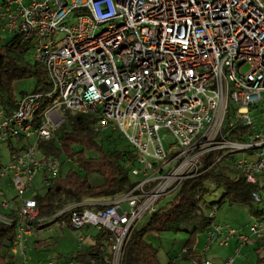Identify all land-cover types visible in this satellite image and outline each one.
I'll use <instances>...</instances> for the list:
<instances>
[{
    "label": "built area",
    "instance_id": "built-area-1",
    "mask_svg": "<svg viewBox=\"0 0 264 264\" xmlns=\"http://www.w3.org/2000/svg\"><path fill=\"white\" fill-rule=\"evenodd\" d=\"M4 30L35 40L31 58L48 82L45 91L24 93L10 114L0 105V143L27 139L8 163L0 160V222L13 230L11 253L25 262L35 225L57 221L106 231L107 246L98 247L105 257L89 255L90 264H123L138 221L204 172L209 153L243 152L232 164L246 183L264 172V120L251 115L264 102V0H1ZM230 101L234 119L227 116ZM64 110L93 116L95 132H121L135 153L130 172L142 179L111 199L84 198L39 217L36 200L24 194L38 173L43 186L59 175V159L41 155L37 142L50 139ZM239 126L247 132L231 137ZM166 133L174 144L164 148ZM3 183L13 187L16 205L4 198ZM252 198L261 201L258 192ZM247 228L213 222L204 251L235 239L238 254L252 238L264 240V221ZM77 240L82 245L83 237ZM232 263L228 257L201 264Z\"/></svg>",
    "mask_w": 264,
    "mask_h": 264
},
{
    "label": "trees",
    "instance_id": "trees-1",
    "mask_svg": "<svg viewBox=\"0 0 264 264\" xmlns=\"http://www.w3.org/2000/svg\"><path fill=\"white\" fill-rule=\"evenodd\" d=\"M27 77L36 78L31 92L48 89L45 69L30 57V46L26 40L13 35L0 44V100L5 114H10L17 105L14 83ZM45 105L44 101L38 111H42ZM93 122L95 118L91 115L64 110L63 121L50 139L37 142L41 155L56 156L60 161L59 175L44 186V193L30 194L37 202L39 217H49L61 207L84 198L111 199L127 192L134 184L130 183L129 177L130 165L135 162L134 150L130 145L131 148L122 150H103L96 141L98 132L93 131ZM246 130V127L239 126L237 130L231 131L230 135L239 139ZM12 142L8 141L6 144L9 151L15 149ZM216 156L221 158L214 161ZM126 162L129 165H126ZM65 163H74L77 169L69 167L63 171L62 166ZM232 163L230 153L207 154L202 164V168L206 170L184 180L179 189L171 194L166 208H157L148 215V220L143 226L133 229L123 264H159L158 252L146 241L145 236L163 231L187 232L188 238L183 244L181 256L195 264H201L206 258L195 250L196 231H204L206 235L208 227L215 222L217 209L224 203L253 208V203L257 201L252 198V193L257 192L264 183V172H260L255 184L246 183ZM93 172L102 176V183L94 185L89 182L88 176ZM261 200L264 201V197L261 196ZM94 207L101 206H92ZM251 211L262 214L264 208ZM12 236V228L0 222V264H15V256L10 251ZM107 237V232L100 230L92 245L75 251L70 258L80 264H90L89 255L96 254L103 260L106 253L98 247L107 246ZM36 242L40 243V240Z\"/></svg>",
    "mask_w": 264,
    "mask_h": 264
},
{
    "label": "rangeland",
    "instance_id": "rangeland-1",
    "mask_svg": "<svg viewBox=\"0 0 264 264\" xmlns=\"http://www.w3.org/2000/svg\"><path fill=\"white\" fill-rule=\"evenodd\" d=\"M1 1V0H0ZM73 17L72 19H74ZM102 29V25L98 31ZM13 34L8 31H0V44L5 41V39L12 37ZM35 40L32 38L27 40V44L30 46V57L32 47ZM43 66V65H42ZM248 66H243L241 68L242 73L248 70ZM35 77H27L22 80H18L14 83V97L19 100L24 93L31 92L35 86ZM1 105V100H0ZM236 105L231 101L228 104L227 116L231 119L235 111ZM231 114V115H230ZM264 115V102L259 104L257 110L253 111L251 114L256 118V122H260L264 119L259 118V115ZM2 118L0 117V121ZM164 132H162L163 134ZM96 141L99 142L103 150H122L131 148L127 140L122 136L121 132L118 130L108 128L102 132H99L96 136ZM13 143L18 146H24L27 143V139L23 137H18V139H12ZM174 138L171 134L166 133L165 137L162 138V144L164 148L169 145L174 144ZM151 150V149H150ZM10 151L6 146V143H0V160L5 165L8 163L10 158ZM243 152H236L232 154V158L239 159L243 156ZM233 166V164H232ZM77 169L74 163H65L62 166V170L66 171L68 168ZM130 183L139 181L142 179L141 175L134 176L130 173ZM88 180L91 184L97 185L103 182L102 176L93 172L88 176ZM1 189L4 193V198L10 201V205H16L18 203L17 197H14L15 191L13 187L3 183ZM258 194L264 197V183L262 187L257 191ZM31 193H44V186L42 183V173H38L32 182V189L29 193L24 194L29 196ZM171 199V195H166L162 197L156 207L159 209H164L167 207L168 201ZM122 208L125 210L129 209L126 202L121 203ZM264 208V201L254 202L253 208L246 206L234 204H222L217 209L216 222L227 223L233 227H242L247 230L249 223L253 221H264V213L255 214L251 209H262ZM148 215L142 217L136 224L137 228L143 226L147 220ZM33 231L31 241L29 242V248L26 250L27 260L19 255H14L15 264H45L48 261H53L55 264H66V261L72 260L70 256L77 249H85L87 246L91 245L95 241V235L99 233V228L94 225H84L80 228H73L68 223H60L53 221L47 223L43 227H39ZM83 237L82 245L79 244L78 238ZM188 238V233L185 231H163L159 233H151L145 236L147 242L151 243L158 252L159 264H195L192 260L184 259L181 254L183 251V244ZM253 242L251 244L244 245L240 248L239 253L236 254L234 248L232 247L233 242L227 245H219V243L214 242L204 251L205 246V233L204 231H196V243L195 250L201 252L204 257L210 260L216 259H226L228 257L233 258L232 264H264V240H257L252 238ZM36 240H40V243H36ZM236 243V242H235ZM38 244V246H35ZM237 245V243H236ZM231 253L232 255H227ZM75 264H80L79 262H74Z\"/></svg>",
    "mask_w": 264,
    "mask_h": 264
},
{
    "label": "crops",
    "instance_id": "crops-1",
    "mask_svg": "<svg viewBox=\"0 0 264 264\" xmlns=\"http://www.w3.org/2000/svg\"><path fill=\"white\" fill-rule=\"evenodd\" d=\"M12 145H14V146H16V144L15 143H13L12 142ZM19 147H21V146H19ZM9 186V185H8ZM39 229V228H38ZM30 237H32V236H30ZM31 241V238H30V240H29V242ZM36 241H38V240H36ZM35 241V242H36ZM95 242V241H94ZM231 242H233V245H232V247L234 248V247H236V240L235 239H232L231 240ZM36 243H39V242H36ZM92 245V244H91ZM35 246H38V244H36ZM88 247V246H87ZM234 250H235V248H234ZM227 255H232L231 253H229V254H227ZM206 259H209V258H207V257H205ZM223 260H225V259H223V258H221V259H216V260H212L214 263H220V262H222Z\"/></svg>",
    "mask_w": 264,
    "mask_h": 264
}]
</instances>
